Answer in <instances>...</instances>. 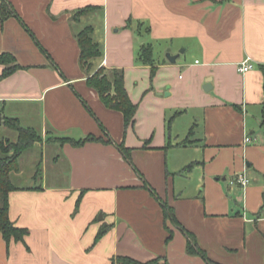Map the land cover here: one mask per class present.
I'll use <instances>...</instances> for the list:
<instances>
[{"label":"crops","instance_id":"0c3cea01","mask_svg":"<svg viewBox=\"0 0 264 264\" xmlns=\"http://www.w3.org/2000/svg\"><path fill=\"white\" fill-rule=\"evenodd\" d=\"M8 1L18 16L0 22V54L21 68L0 80V140L18 119L42 138L27 151L42 153L28 183L26 151L12 174L10 218L29 233L8 244L0 232V264H209L182 227L216 264H264V0ZM87 7L99 9L75 20ZM87 27L102 51L88 70ZM102 68L124 72L137 104L127 128L88 84Z\"/></svg>","mask_w":264,"mask_h":264},{"label":"trees","instance_id":"16d2710c","mask_svg":"<svg viewBox=\"0 0 264 264\" xmlns=\"http://www.w3.org/2000/svg\"><path fill=\"white\" fill-rule=\"evenodd\" d=\"M97 9L99 8L87 7L81 9L76 13L74 19L78 21L85 14L96 11ZM10 16L18 15L8 0H0V22L8 19ZM93 32V27H87L78 35L82 66L87 70L92 69V61L102 56L100 45L92 37ZM139 57L144 64L153 66L155 60L152 46L150 44L143 45L140 49ZM15 61L14 56L10 54H0V64L6 67L0 80L9 77L14 71L21 68ZM88 84L99 93L107 107L117 110L124 115L126 128L134 123L137 104L131 100L126 89L125 75L122 70L115 69L107 71L102 68L88 79ZM4 124L10 129L18 132V140L16 142L0 140V152L2 154V157H0V232L3 234L6 242L10 244L12 240L15 242H25V237L29 233L28 229L16 226L10 218V193L18 189L12 181V174L20 170V159L22 154L35 143L41 142L42 138L34 129L23 127L18 119H6ZM93 140L96 141L98 139L94 136H90L84 140L75 142V144L82 145L87 141ZM119 148L124 157L128 159L129 162H132V149L124 145H119ZM153 194L156 196L155 193ZM156 198L162 203L158 196H156ZM162 206L166 218H171L178 223L173 209L167 203H164ZM109 229L110 226L104 225L98 234V240L101 239ZM182 229L188 233L190 238L188 244L189 253L201 255L209 264H216L207 256L205 251L199 248L195 237L183 227ZM161 260V258H158L147 263H142L129 257H120L119 263L160 264Z\"/></svg>","mask_w":264,"mask_h":264},{"label":"rangeland","instance_id":"374dc122","mask_svg":"<svg viewBox=\"0 0 264 264\" xmlns=\"http://www.w3.org/2000/svg\"><path fill=\"white\" fill-rule=\"evenodd\" d=\"M5 130L6 131H4V134L6 135L5 132H7L8 135L12 139L11 141H16L15 139H17V138H14V135L12 137V134H16V131H14L12 129H9V128L5 129ZM41 153H42V147L40 145H38V144H36V147L34 149L26 151L25 154L27 155V157H25L24 163H23V169H24L23 172H24V174L22 175L21 179L19 178V180L17 182L18 184H26V183H28V181L30 180V177H28L27 173H28L29 167H30L29 166L30 158L33 157L34 155L39 157ZM47 154H49L48 156L52 157L53 156V151H51V149H50V150H48ZM0 157H2L1 152H0Z\"/></svg>","mask_w":264,"mask_h":264},{"label":"built area","instance_id":"2783aa9c","mask_svg":"<svg viewBox=\"0 0 264 264\" xmlns=\"http://www.w3.org/2000/svg\"><path fill=\"white\" fill-rule=\"evenodd\" d=\"M252 69H253V65L248 63V62H245V63L242 64V66H240L239 71L242 72V73H247V72H249ZM1 105H2V103L0 101V106ZM245 142L246 143L251 142V138L250 137H246ZM232 183H237L242 188H245V187H247L250 184V179H249V177L246 174H240L238 176L237 180H235Z\"/></svg>","mask_w":264,"mask_h":264},{"label":"water","instance_id":"95a60500","mask_svg":"<svg viewBox=\"0 0 264 264\" xmlns=\"http://www.w3.org/2000/svg\"><path fill=\"white\" fill-rule=\"evenodd\" d=\"M167 58L171 61V62H175L176 61V57L172 56L170 53L167 55ZM2 123V114H0V124Z\"/></svg>","mask_w":264,"mask_h":264}]
</instances>
